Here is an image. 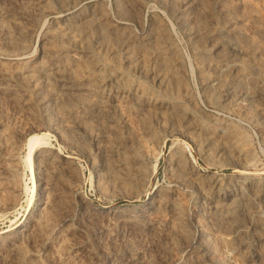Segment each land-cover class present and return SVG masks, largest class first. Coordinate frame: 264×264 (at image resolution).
I'll use <instances>...</instances> for the list:
<instances>
[{"label":"rangeland","instance_id":"obj_1","mask_svg":"<svg viewBox=\"0 0 264 264\" xmlns=\"http://www.w3.org/2000/svg\"><path fill=\"white\" fill-rule=\"evenodd\" d=\"M0 264H264V0H0Z\"/></svg>","mask_w":264,"mask_h":264},{"label":"bare ground","instance_id":"obj_2","mask_svg":"<svg viewBox=\"0 0 264 264\" xmlns=\"http://www.w3.org/2000/svg\"><path fill=\"white\" fill-rule=\"evenodd\" d=\"M34 142L36 144V141L34 140V138L33 137H30L28 139V142H27V145H26V147H27L26 163H27L29 169H31V170H32L31 153H32L33 146L35 145V144H33ZM196 175H197V172H196Z\"/></svg>","mask_w":264,"mask_h":264}]
</instances>
